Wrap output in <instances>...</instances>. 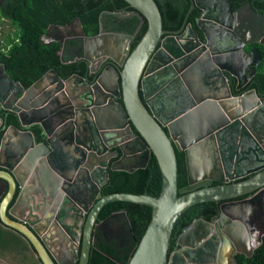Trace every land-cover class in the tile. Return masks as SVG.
I'll list each match as a JSON object with an SVG mask.
<instances>
[{
	"label": "water",
	"instance_id": "water-1",
	"mask_svg": "<svg viewBox=\"0 0 264 264\" xmlns=\"http://www.w3.org/2000/svg\"><path fill=\"white\" fill-rule=\"evenodd\" d=\"M126 1L137 10L130 13L141 22L147 19V29L132 49L131 35H124L125 43L117 42L121 57L104 55L113 63L102 69L95 82L79 74L64 78L51 68L25 87L0 64V104L18 118V124L2 125L0 226L32 246L39 263L76 264L79 259L78 264H88L95 223L102 208L112 201L152 208V218L128 264H202L197 259L203 245L194 234L213 232L218 222L201 217L175 234L178 221L190 207L256 191L245 199L221 204L220 221L228 222V208L237 209L234 225L243 230L246 212H256L258 218V208L264 205V163L247 171L253 175L230 181L241 175L240 159L260 163L262 157L250 146L242 158L238 154L234 159L228 145L232 128L239 124V139L249 132L256 148L263 149L264 96L254 88L234 94L233 88L241 89L259 70L264 74V34L256 41L238 37V13L243 8H235L231 0L192 3L191 8L201 9L197 25L204 44L192 24L183 31L163 28L156 0ZM244 5L257 13L250 2ZM224 32L240 40L231 53L217 49ZM73 36L84 38L85 58L91 70H98L89 52L94 45L103 47L98 43L104 40L100 35L88 36L78 17L69 23L50 24L41 41L49 45ZM233 80L237 85H232ZM8 97L12 98L9 105L5 103ZM34 125L41 128L40 141L32 130ZM177 150L186 153L189 184L204 179L218 183L179 194ZM113 152L121 158L110 163L104 156ZM151 153L162 177L158 195L102 193L111 168L135 171L148 164ZM231 161L235 167L226 170ZM121 211L128 216L126 209ZM258 234L250 256L263 241L264 231ZM215 237L217 243L210 240L222 256L221 239L232 247L230 237L234 236ZM239 238L246 241L248 236Z\"/></svg>",
	"mask_w": 264,
	"mask_h": 264
},
{
	"label": "trees",
	"instance_id": "trees-1",
	"mask_svg": "<svg viewBox=\"0 0 264 264\" xmlns=\"http://www.w3.org/2000/svg\"><path fill=\"white\" fill-rule=\"evenodd\" d=\"M156 1L162 13L165 29H178L186 21L195 24V19L200 14L198 8L189 12L193 0ZM232 1L238 4L250 2L254 7L264 9V0ZM123 7L134 9L126 0H8L0 4V20L2 16L10 19L18 31H14L12 36L7 35L10 46L6 50L0 49V64H4L10 76L20 81L25 87H29L51 68H55L64 78L73 73L86 75L88 67L84 61L82 63L63 61L60 55L62 43L46 45L41 41V35L49 24L67 23L75 16L80 17L87 34H96L99 31V13L102 10H117ZM147 26L148 21L144 17L133 46L145 33ZM246 88H254L258 94L264 95V74L259 72L255 80H251ZM0 115L6 124H18V118L14 112L6 114L3 109H0ZM32 130L37 140L43 139L38 125H34ZM177 156L178 188L179 194H182L184 193L182 189L187 183L183 175V152L177 150ZM161 185L162 177L158 162L155 155L151 153L148 164L143 168L132 172L111 168L109 179L101 191L103 194L149 192L158 195ZM218 207L219 204L216 201L193 206L178 221L175 234L182 231L196 217L204 216L206 219H211L217 214ZM122 209L127 210L128 216L121 211ZM99 217L100 219L95 223L88 264H128L152 218V208L141 203L112 201L102 208ZM5 232L9 233L7 230ZM0 237L3 247L20 242V238L16 235ZM237 264H264V237L251 256L238 253Z\"/></svg>",
	"mask_w": 264,
	"mask_h": 264
},
{
	"label": "flooded vegetation",
	"instance_id": "flooded-vegetation-1",
	"mask_svg": "<svg viewBox=\"0 0 264 264\" xmlns=\"http://www.w3.org/2000/svg\"><path fill=\"white\" fill-rule=\"evenodd\" d=\"M6 1H8V0H0V4L4 3ZM193 2H194V0H193ZM232 3H233L235 8H243L238 13V15L240 17L238 19V26L236 28L237 33H238V37L241 39H244V40H248V41H256L259 38H261L262 34H264V22H263L264 9L261 7H254L252 5L253 8H256V10H257V13L255 14V13L249 12L246 8H244L245 3L238 4V3H234L233 1H232ZM191 6H192V4H191ZM195 8H198V7L197 6L194 8L190 7L189 12H191V10H193ZM198 9L200 10V14L198 17H196L195 24H193L192 22L186 21L180 28L169 29V30H172V31L181 30V31H183L187 27L188 24H192V26L199 31V38L204 44L205 43L204 34L199 29V27L197 25V19H199L201 17V9L200 8H198ZM132 11L137 12L136 9H127V7H123V8L117 9V10H107V9L102 10L99 13V17H98L99 31L96 34H87L86 33L90 37L100 35L101 38L104 40V41H101L100 43H98V44L102 45L103 47L99 48V47L94 45L93 49L89 52V55H91L94 58V59H92V62L94 61L93 66H94V68L98 67V70H96V71L91 70V67H90L91 62L85 58V54H86L85 47H84L85 41H84V38L80 37V36H73V37L65 38L62 41H55V42H61L62 43L60 55L62 56L61 58L63 59V61H66V60H68L69 62L77 61L78 63H82V61H84L87 64L88 70H87L86 75H81V76L85 77L90 82H95L97 80L100 72L102 71V69L109 67V65L111 63H113V61H111V59L109 57L104 58L105 57L104 55L113 54V55H116L118 57H121L119 54V51L117 50V47H118L117 45H118V43L120 44V43L126 42L127 39H125L124 35H129V36L131 35L132 36V40L130 42V47H131V49L134 47L133 44L137 39V34H138V32L142 26V23L144 21L141 22V20L139 19V17L137 15L130 13ZM89 15H91V13H89ZM76 17H78L80 19L79 16H75L74 18H76ZM74 18H72L69 22H71ZM80 21H81V19H80ZM69 22H67V23H69ZM82 24H83V22H82ZM83 27H84V24H83ZM84 30H85V28H84ZM238 41H240V40L238 39ZM55 42H53V43H55ZM255 45L259 46V44L257 42ZM252 46H253L252 44L247 45V48L250 49ZM201 48H202V43L198 45L197 50H200ZM99 53H102L100 55V57L103 56L102 58H104L103 62L101 64L98 63L99 58H100ZM66 58H70V59H66ZM259 72H261V71L260 70L257 71L255 73V75L252 76L249 79V81L241 89H236L234 87L233 93L234 94L244 93L250 89H253V88H246V86H247V84L250 83L251 80H255V77L258 76ZM73 74H78V73H73ZM232 85L233 86L237 85V81L233 80ZM259 95L264 96L262 94H259ZM119 101H120V99H119ZM5 103L8 105L11 104L12 98L8 97V99L5 101ZM0 109H3L6 114H9L10 112H12V111L2 107L1 104H0ZM4 124H6V123H5V120L3 118V122L0 125V138H2L4 133H5V129L2 128V125H4ZM11 124H7V126H9ZM133 130L137 134V131L134 129V127H133ZM239 131H241V128H240V125L237 124L235 126V128H232V130H231L232 134L228 138V140H229V142H228L229 151L235 156L233 158L237 159L238 154H239L240 158H242L246 154V153L243 154L244 150H246V149L248 150L250 146H253V148H255L257 153H258L257 155L259 157H262L263 161H261L260 163L259 162L257 163V162L251 161L249 159H247V160L240 159V161H241L240 165L241 166H239L238 171H240L241 175L234 178V179H231L230 181H233V180L239 181V180L245 179V178L253 175L255 172H247V171L250 170V168L257 166L258 164L262 165L264 163V143H263V149L262 148L258 149V148H256V146L253 143L254 137H252L249 132H245L243 139L240 140L238 137ZM182 152L184 155V163H183L184 174L183 175H184V177H186V181H187L186 185L182 189L183 192H186V191H189L192 189H196V188H199L202 186H207V185L218 183V182L213 181V180L204 179V180H201L200 182H197L194 184H189V182H188V180H189V163L187 161L186 153L184 151H182ZM120 158H121V155L115 156L114 152L111 153L110 155L106 154L104 156V159L105 160L109 159L110 163H112L113 161L120 159ZM234 164H235L234 161H231L229 164L226 165V167H227L226 170L232 171V169L235 167ZM255 192L256 191H254L250 194H247V195H243V196L231 199V200H242V199L249 197L250 195H253ZM231 200L216 201L219 204L218 212L211 219H207L212 223L218 222L217 225H213V232H210L207 230L208 233L204 232L202 235H199L198 233L195 232L196 234H194V236H197L199 238L198 240L200 241L201 245H203V247L201 249V253L198 254L197 262H201L202 264H237L238 253H244L245 255L250 256V252H251L250 249L253 248V244H255V242L257 241V236H259L258 233L260 231H264V205L261 206L260 209L258 208V210L260 211L258 218L256 216V212L254 214L252 212H246L245 219L247 221V224H246L247 227L245 226V223L243 222L244 223L243 230L237 224L234 225V223H236L238 221L236 219L237 217L235 215V214H239L237 209L234 210V209L228 208V222H224V221L221 222L220 221L221 204L224 202H230ZM192 207H190V208H192ZM197 209L200 210L201 208H197ZM255 210L258 211L257 209H255ZM230 214L234 215L233 219L230 218V216H229ZM255 216L257 219L254 218ZM201 217H204V216H199V217L194 218L193 221L190 224H188L187 226L191 225L195 220H197ZM0 229H2V230L4 229L3 231L0 230V236H13L14 235L11 231L3 228L2 226H0ZM6 230L9 231V233H6L5 232ZM218 230L222 231L223 234L221 235ZM199 236H203V237H199ZM215 236H229V237L234 236L233 238L230 237L231 241L233 242L232 247H230L231 246L230 244H228L226 246L222 242V239H221V243L223 244V247H224L222 256H220V254H221V252L219 251L220 249H218V251H219L218 252L216 250V248L213 246V242L210 240V239H214L215 240L214 243H217L216 242L217 237H215ZM239 236H248V238L246 241H244L242 239L240 240ZM262 236H264V234H262ZM189 242H191V241H189ZM173 243H174V240H173ZM173 247H174V244H173ZM207 248H209V249H207ZM172 249L173 248H171V250ZM79 252H80V250H79ZM216 252H217V255L214 256V253H216ZM34 255L35 254H34L33 247L30 246L24 240L20 239V242H18V243H11V244H8L6 247H3V243L1 242V237H0V261H2L3 264H43L42 262H40V263L37 262ZM9 257H12V258L9 259ZM78 262H79V259L76 261V264H78ZM67 264H70V262H67Z\"/></svg>",
	"mask_w": 264,
	"mask_h": 264
},
{
	"label": "clouds",
	"instance_id": "clouds-1",
	"mask_svg": "<svg viewBox=\"0 0 264 264\" xmlns=\"http://www.w3.org/2000/svg\"><path fill=\"white\" fill-rule=\"evenodd\" d=\"M216 46L221 53H231L233 49L238 48L240 45L237 37L231 33L224 32L217 40Z\"/></svg>",
	"mask_w": 264,
	"mask_h": 264
},
{
	"label": "rangeland",
	"instance_id": "rangeland-1",
	"mask_svg": "<svg viewBox=\"0 0 264 264\" xmlns=\"http://www.w3.org/2000/svg\"><path fill=\"white\" fill-rule=\"evenodd\" d=\"M13 31H18V28L13 26V23L10 19L2 16L1 20H0V30H1V34H0V49L3 48L4 50H6L7 48H9L10 44L8 42V40L5 38L6 34H9V36H12L11 32ZM3 30V32H2ZM12 257H9V259ZM0 264H3L2 261H0Z\"/></svg>",
	"mask_w": 264,
	"mask_h": 264
},
{
	"label": "crops",
	"instance_id": "crops-1",
	"mask_svg": "<svg viewBox=\"0 0 264 264\" xmlns=\"http://www.w3.org/2000/svg\"><path fill=\"white\" fill-rule=\"evenodd\" d=\"M0 32H1V31H0ZM2 32H3V31H2ZM0 34H1V33H0ZM11 34L14 35V31H13V29H12ZM7 35H8V34L5 35V38H6V39H7ZM13 139H15V136L13 137ZM14 141H15V140H14ZM196 164H197V162H196Z\"/></svg>",
	"mask_w": 264,
	"mask_h": 264
}]
</instances>
